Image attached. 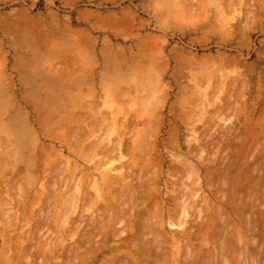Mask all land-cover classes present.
Returning a JSON list of instances; mask_svg holds the SVG:
<instances>
[{
  "label": "rangeland",
  "instance_id": "374dc122",
  "mask_svg": "<svg viewBox=\"0 0 264 264\" xmlns=\"http://www.w3.org/2000/svg\"><path fill=\"white\" fill-rule=\"evenodd\" d=\"M0 208V264H264V0H0Z\"/></svg>",
  "mask_w": 264,
  "mask_h": 264
},
{
  "label": "bare ground",
  "instance_id": "6f19581e",
  "mask_svg": "<svg viewBox=\"0 0 264 264\" xmlns=\"http://www.w3.org/2000/svg\"><path fill=\"white\" fill-rule=\"evenodd\" d=\"M234 1H235V0H234ZM228 8H229V7H228ZM221 9H222V8H221ZM117 127H118V126H117ZM125 127H126V126H125ZM117 129H118V128H117ZM118 132H119V131H118ZM70 133H71V132H70ZM122 133H123V132H122ZM119 134H120V133H119ZM73 137H74V136H73ZM112 140H116V139H113V138H112ZM116 142H117V141H116ZM116 142H115V141L113 142V146L115 145ZM117 143H118V142H117ZM74 144H75V143H74ZM106 144H107V143H106ZM146 144H147V143H146ZM99 145H100V144H98V146H99ZM109 145H110V144H109ZM85 147H86V146H85ZM94 147H95V146H94ZM104 147H105V146H104ZM110 147H111V146H110ZM97 148H98V147H97ZM100 148H101V147H99L98 151L100 150ZM114 148H115V147H114ZM122 148H123V147H122ZM130 148H132V147H130ZM94 149H96V148H94ZM91 150H92V149H91ZM106 150H107V149H106ZM112 150H113V149H112ZM119 150H120V149H119ZM119 150H116V151H119ZM123 150H124V149H123ZM146 150H147V149H146ZM93 151H94V150H93ZM103 151H105V150H103ZM114 151H115V149H114ZM125 151H126V149H125ZM100 152H101V151H100ZM111 152H112V151H111ZM98 153H99V152H98ZM101 153H102V152H101ZM107 153H109V152H106V153L104 152V155L107 154ZM121 153H122V152H121ZM121 153L119 152V154H121ZM109 154L111 155L112 153H109ZM119 154H118V155H119ZM122 154H123V153H122ZM100 155H101V154H100ZM102 155H103V153H102ZM116 155H117V153H116ZM118 155H117V156H118ZM87 156H89V154H87ZM87 156H86V157H87ZM114 156H115V155H114ZM109 157H110V156H109ZM119 157H120V156H119ZM119 157H117V158L119 159ZM121 157H122V155H121ZM121 157H120V158H121ZM131 157H132V156H131ZM110 158H111V157H110ZM113 158H115V157H113ZM113 158H112V159H113ZM126 158H127V157H126ZM107 159H108V158H107ZM107 159H106V160H107ZM115 159H116V158H115ZM118 159H117V161H118ZM106 160H105V161H106ZM109 160H110V159H109ZM113 160H114V159H113ZM119 160H120V159H119ZM121 160H122V159H121ZM121 160H120V161H121ZM103 161H104V160H103ZM115 161H116V160H115ZM115 161H114V162H115ZM125 161H126V160H125ZM118 162H119V161H118ZM126 162H127V161H126ZM129 162H130V161H129ZM106 163H107V162H106ZM106 163H105V164H106ZM112 163H113V162H112ZM115 163H116V162H115ZM60 164H61V163H60ZM144 164H145V163H144ZM102 165H104V164H102ZM111 165H112V164H111ZM126 165L129 166L127 163H126ZM123 166H124V165H123ZM127 166L124 167V168H125V169L128 168ZM130 166H132V165H130ZM111 167H112V166H111ZM141 167H142V166H141ZM53 168H54V167H53ZM124 168H123V169H124ZM131 168H132V167H131ZM142 168H143V167H142ZM55 169H56V168H55ZM72 169H73V168H72ZM120 169H121V168H120ZM125 169H124V170H125ZM128 169H129V168H128ZM138 169H139V168H138ZM99 170H100V169H99ZM113 170H114V169H113ZM115 170H116V169H115ZM60 171H61V169H60ZM110 171H111V170H110ZM126 171H127V170H126ZM138 171H140V170H138ZM111 172H113V171H111ZM114 172H115V171H114ZM128 172H129V171H128ZM152 172H153V170H152ZM185 172H186V171H185ZM56 173H57V172H56ZM58 173H59V172H58ZM74 173H75V172H74ZM130 173H131V172H130ZM144 173H145V172H144ZM149 173H150V172H149ZM149 173H148V174H149ZM153 173H154V172H153ZM159 173H160V172H159ZM60 174H61V173H60ZM60 174H59V175H60ZM116 174H117V173H116ZM125 174H126V176H127L128 173L126 172ZM134 175H135V173H134ZM136 175H137V174H136ZM140 175H141V174H140ZM143 175H144V174H143ZM153 175H154V174H153ZM158 175H159V174H158ZM67 176H68V174H67ZM131 177H132V176H131ZM144 177H145V176H144ZM151 177L153 178L152 175H151ZM151 177H149L150 180L152 179ZM66 178H67V177H66ZM123 178H124V177H123ZM127 178H128V177H127ZM115 179H116V178H115ZM118 179H120V178H118ZM142 179H143V178H142ZM142 179H141V180H142ZM145 179H146V182H148V181L150 182L149 179H148V181H147V178H145ZM156 179H157V178H156ZM137 180H138V178H137ZM154 180H155V179H154ZM66 181H67V180H66ZM135 181H136V178H135ZM143 181H144V180H143ZM133 182H134V181H133ZM144 182H145V181H144ZM149 182H148V183H149ZM151 182H152V181H151ZM155 182H156V181H155ZM53 183H54V182H53ZM118 183H120V182H118ZM139 183L141 184V182H139ZM84 184H85V183H84ZM116 184H117V183H116ZM131 184H132V183H131ZM151 184H152V183H151ZM153 184H154V183H153ZM113 185H114V184H113ZM125 185H126V184H125ZM145 185H146V183H144V186H145ZM225 185H226V184H224V186H225ZM138 186L140 187V185H137V187H138ZM144 186H143V187H144ZM149 186H150V185H149ZM56 187H57V186H56ZM110 187H114V186H110ZM118 187H119V185H118ZM135 187H136V186H135ZM114 188H115V187H114ZM116 188H117V187H116ZM116 188H115V189H116ZM144 188H146V186H145ZM230 188H231V187H230ZM64 189H65V188H64ZM111 189H112V188H111ZM119 189H121V188H119ZM139 189H140V188H139ZM139 189L137 188L135 191L137 192V190L139 191ZM141 189H142V188H141ZM225 189H226V188H225ZM127 190H128V189H127ZM142 190H143V189H142ZM145 190H146V189H145ZM234 190H235V189H234ZM20 191H21V190H20ZM58 191H59V190H58ZM112 191H114V189H112ZM125 191H126V190H125ZM143 191H144V190H143ZM143 191H142V193H143ZM146 191H149V190H146ZM230 191H231V190H230ZM116 192H117V191H115V193H116ZM126 192H127V191H126ZM128 192H129V191H128ZM85 193H86V192H85ZM111 193H112V192H111ZM139 193H141V192H138V194H139ZM142 193H141V194H142ZM146 193H147V192H146ZM234 193H235V192H234ZM118 194H120V193H118ZM126 194L130 195L129 193H126ZM143 194H144V193H143ZM238 194H239V193H238ZM108 195H109V194H108ZM113 195H114V194H113ZM116 195H117V194H116ZM116 195H114V197H115ZM128 195H127V196H128ZM131 195H132V193H131ZM131 195H130V196H131ZM191 195H192V194H191ZM191 195H190V196H191ZM216 195H217V194H216ZM243 195H244V194H243ZM121 196L124 197V196H125V193H123V195L121 194L119 197H121ZM130 196H128V197H130ZM137 196H138V195H137ZM141 196H142V195H141ZM141 196H140V197H141ZM143 196H145V195H143ZM143 196H142V197H143ZM231 196H232V195H231ZM244 196H245V195H244ZM119 197H118V198H119ZM148 197H149V196H148ZM180 197H181V196H180ZM72 198H74L73 195H72ZM126 198H127V197H126ZM138 198H139V197H138ZM173 198H174V197H173ZM191 198H192V196H191ZM69 199H70V201L72 200L71 197H70ZM129 199H131V198H129ZM142 199H143V198H142ZM188 199H189V198H188ZM188 199H187V201H188ZM238 199H239V198H238ZM74 200H76V199L74 198V199L72 200V204L74 203V202H73ZM118 200H119V199H118ZM120 200H121V199H120ZM131 200H133V199H131ZM140 200H141V199H140ZM143 200H144V199H143ZM174 200H175V199H174ZM244 200H245V199H244ZM65 201H66V202H65ZM65 201H64V202L66 203V205H68V202H67V201H68V198H66ZM127 201H128V203L130 204V200H127ZM87 202H89V201H87ZM133 202H134V200H133ZM136 202H137V201H136ZM180 202H181V201H180ZM186 203H187V202H186ZM70 204H71V203H70ZM83 204H84V203H83ZM125 204H127V203L125 202ZM131 204L133 205V203H131ZM134 204H136V203H134ZM247 204H248V203H247ZM101 205H102V204H101ZM123 205H124V204H123ZM138 205H140V204H138ZM150 205H151V204H150ZM150 205H149V206H150ZM152 205H153V204H152ZM155 205H156V204H155ZM186 205H188V204H186ZM115 206H116V205H115ZM156 206H157V205H156ZM182 206H183V205H182ZM188 206H190V205H188ZM188 206H187V207H188ZM200 206H201V205H200ZM40 207H41V206H40ZM127 207H128V206H127ZM127 207H126V208H127ZM133 207H134V206H133ZM187 207H186V208H187ZM99 208H100V206H99ZM138 208H139V207H138ZM181 208H183V207H181ZM188 208H189V207H188ZM190 208H191V207H190ZM190 208H189V209H190ZM218 208H219V207H218ZM0 209H1V208H0ZM104 209H105V208H104ZM104 209H103V210H104ZM120 209H121V208H120ZM128 209H129V207H128ZM131 209H132V208H131ZM149 209H150V208H149ZM149 209H148V210H149ZM192 209H193V208H192ZM192 209H191V210H192ZM69 210H70V209H69ZM97 210H98V209H97ZM99 210H100V209H99ZM123 210H125V207H124ZM153 210H154V209H153ZM70 211H72V208H71ZM111 211H112V210H111ZM141 211H142V210H141ZM150 211H152V210H150ZM154 211H156V209H155ZM154 211H152V212H154ZM66 212H67V211H66ZM66 212H65V214L63 215V216H64V217L62 218L63 220H64V219L66 220L65 217H68L69 214H70L69 211H68L67 213H66ZM128 212L130 213V210H129ZM131 212H132V211H131ZM136 212H137V211H136ZM173 212H174V211H173ZM173 212H170V213L173 214ZM180 212H181V211H180ZM198 212H199V210H198ZM240 212H241V211H240ZM68 213H69V214H68ZM112 213H113V212H112ZM118 213H119V212H118ZM134 213H135V212H134ZM142 213H143V212H142ZM144 213H145V212H144ZM147 213L150 214L151 212L149 213V211H147ZM147 213H146V214H147ZM159 213H160V212H159ZM174 213H175V212H174ZM182 213H183V212H182ZM190 213H191V212H190ZM199 213H200V212H199ZM66 214H68V215H66ZM97 214H98V213H97ZM121 214H122V213H121ZM136 214H137V213H136ZM217 214H218V213H217ZM242 214H243V213H242ZM65 215H66V216H65ZM82 215H83V214H82ZM133 215H134V214H133ZM133 215H132V216H133ZM138 215H139V214H138ZM138 215H137V216H138ZM151 215H152V214H150V216H151ZM153 215H154V213H153ZM153 215H152V216H153ZM156 215H158V214H156ZM156 215H154V216L156 217ZM178 215H179V214H178ZM181 215H182V214H181ZM198 215H199V214H198ZM17 216H18V215H17ZM20 216H21V215H20ZM119 216H120V215H119ZM122 216H123V215H122ZM130 216H131V215H130ZM130 216H129V217H130ZM132 216H131V217H132ZM140 216H141V215H140ZM140 216H139V217H140ZM144 216H145V215H144ZM144 216H142V218H144ZM150 216L147 215V217H145V218H147V221L149 220L148 217H150ZM152 216H151V217H152ZM191 216H193V215H191ZM114 217H115V216H114ZM120 217H121V216H120ZM123 217H124V216H123ZM131 217H130V219H131ZM139 217H138V218H139ZM170 217H171V216H170ZM199 217H200V216H199ZM87 218H88V217H87ZM109 218H110V216H109ZM109 218H108V221H109V220L112 221L113 216H112V218H110V219H109ZM125 218H126V216H125ZM132 218H133V217H132ZM136 218H137V217H136ZM138 218L136 219L137 221H138ZM142 218H141V221H142ZM156 218H157V217H156ZM158 218H159V217H158ZM218 218H219V217H218ZM222 218H223V217H222ZM222 218H221V219H222ZM49 219H50V218H49ZM68 219H69V218H67V220H68ZM113 219H114V221L116 220L115 218H113ZM139 219H140V218H139ZM150 219H153V217L150 218ZM178 219H179V217H178ZM180 219H182V218H180ZM25 220H26V219H25ZM65 220H64V222H65ZM81 220H82V219H81ZM89 220H90V219H89ZM94 220H95V219H94ZM119 220H120V218H119ZM123 220H124V219H122V221H123ZM125 220H127V219H125ZM144 220H145V219H144ZM144 220H143V224H142V222H140V223H141V226H140V227H143L142 225H145V224H146ZM158 220H159V219H158ZM198 220H199V219H198ZM53 221H54V220H53ZM83 221H84V220H83ZM96 221H97V220H96ZM98 221H99V220H98ZM111 221H110V222H111ZM114 221H112V224H114ZM137 221H136V222H137ZM176 221H179V220H176ZM205 221H206V220H205ZM2 222H3V221H2ZM19 222H20V221H19ZM39 222H40V221H39ZM66 222H67V221H66ZM66 222H65V223H66ZM106 222H107V220H106ZM106 222H105V223H106ZM123 222H125V221H123ZM129 222H132V221H129ZM148 222H151V220H149ZM62 223H63V222H62ZM84 223H85V222H84ZM84 223H83V224H84ZM89 223H90V222H89ZM92 223H93V222H92ZM108 223H109V222H108ZM119 223H121V222H119ZM126 223H128V222H126ZM132 223H133V222H132ZM138 223H139V222H138ZM140 223H139V224H140ZM144 223H145V224H144ZM154 223H156V222H154ZM206 223H207V222H206ZM42 224H43V223H42ZM77 224H79V223H77ZM80 224H82V223H80ZM85 224H86V223H85ZM100 224H101V223H100ZM110 224H111V223H110ZM110 224H109V226H110ZM135 224H136V223H135ZM177 224H178V222H177ZM180 224H181V223H180ZM200 224H202V223H200ZM221 224H222V223H221ZM19 225H20V224H19ZM19 225H18V226H19ZM22 225H23V224H22ZM96 225H97V224H96ZM102 225H103V223H102ZM105 225H107V224H105ZM119 225H120V224H119ZM149 225H150V224H149ZM149 225H148V223H147V226H149ZM62 226H64V225H62ZM121 226H122V225H121ZM123 226H124V224H123ZM127 226H128V225H127ZM127 226H126V227H127ZM137 226H138V225H137ZM147 226H145V227H147ZM252 226H253V225H252ZM58 227H59V229H60V226H58ZM76 227H77V226H76ZM83 227H84V226H83ZM89 227H91V225H90ZM94 227H95V225H94ZM104 227H108V226H104ZM118 227H119V226H118ZM126 227H125V229H126ZM61 228H62V227H61ZM87 228H88V227H87ZM97 228H102V227H99V226H98ZM112 228H114L113 225H112ZM116 228H117V227H116ZM121 228H123V227H121ZM134 228H135V227H134ZM153 228H154V227H153ZM249 228H250V227H249ZM73 229H74V228H73ZM88 229H89V228H88ZM91 229L95 230L94 228H91ZM114 229H115V228H114ZM123 229H124V228H123ZM136 229H137V228H136ZM140 229H141V228H140ZM146 229H147V228H146ZM201 229H202V228H201ZM93 230L90 231V232H93L92 234L94 235V231H93ZM104 230H105V229H104ZM147 230H149L148 233H150V232H151L150 230H154V229L151 228V229H147ZM69 231H71V228H70ZM72 231H73V230H72ZM107 231H108V230H107ZM110 231H111V227H110ZM113 231H114V230H113ZM113 231H112V232H113ZM124 231H125V230H124ZM144 231H145V230H143V231L141 230L142 233H143ZM198 231H199V230H198ZM116 232H117V234H118V231H116ZM122 232H123V230H122ZM146 232H147V231H146ZM146 232H145V236H146V234H147V237H148L149 234L146 233ZM152 232H154V231H152ZM188 232H189V231H188ZM25 233H26V232H25ZM48 233H49V232H48ZM67 233H68V232H67ZM70 233H71V232H70ZM88 233H89V231H88ZM104 233H106V231H105ZM108 233H109V231H108L106 234H108ZM123 233H125V232H123ZM123 233H121L120 236H122ZM136 233H137V231H136ZM142 233H140L139 236H140V235H144V234H142ZM158 233H159V232H158ZM215 233H218V232H215ZM37 234H38V232H37ZM83 234H84V233H83ZM85 234H86V232H85ZM99 234H100V233H99ZM101 234H102V232H101ZM126 234H127V233H126ZM186 234H187V233H186ZM188 234H189V233H188ZM96 235H97V234H96ZM31 236H32V235H31ZM88 236H89V235L87 234V237H86V236H85V237L88 239ZM98 236H99V235H98ZM100 236H102V235H100ZM118 236H119V235H118ZM118 236H117V239H118ZM120 236H119V237H120ZM123 236H124V235H123ZM123 236H122V237H123ZM159 236H160V235H159ZM34 237H35V236H34ZM80 237H81V236H80ZM94 237H95V236H94ZM96 237H97V236H96ZM147 237H146V239H147ZM156 237H157V236H156ZM105 238H106V236L104 237V239H105ZM138 238H139V237H138ZM148 238H149V237H148ZM216 238H217V237H216ZM23 239H24V238H23ZM34 239H35V238H34ZM81 239H82V238H81ZM153 239H154V238H153ZM132 240H134V239H132ZM142 240H143V239H142ZM33 241H35V240H33ZM84 241H85V239H84ZM96 241H97V240H96ZM101 241H102V239H101ZM138 241H139V240H138ZM145 241H146V240H145ZM154 241H155V240H154ZM159 241H160V240H159ZM159 241H158V242H159ZM181 241H182V240H181ZM131 242L133 243V241H131ZM134 242H135V240H134ZM142 242H143V241H142ZM96 243H97V242H96ZM103 243H104V242H102V243H100V244H103ZM165 243H166V242H165ZM83 244H87V243H83ZM83 244H82V245H83ZM126 244H127V243H126ZM129 244H130V243H129ZM134 244H136V243H134ZM140 244H141V242H140ZM156 244H157V243H156ZM162 244H163V243H162ZM137 245H138V244H137ZM145 245H146V244H145ZM147 245H149L148 242H147ZM153 245H155V244L152 243V246H153ZM168 245H169V244H168ZM5 246L7 247V245H5ZM31 246H33V245L31 244ZM88 246H89V245H88ZM150 246H151V242H150ZM152 246H151V247H152ZM159 246H160V245H159ZM159 246H158V248H159ZM162 246H163V245H162ZM80 247H81V246H80ZM83 247H84V246H83ZM83 247H82V248H83ZM86 247H87V246H86ZM89 247H90V246H89ZM89 247H88V248H89ZM98 247H99V246H98ZM140 247H141V246H140ZM146 247H147V246H146ZM187 247H189V246H187ZM26 248H27V247H26ZM26 248H25V249H26ZM32 248H33V247H32ZM32 248H31V249H32ZM82 248H81V249H82ZM88 248H87V249H88ZM118 248H119V247H118ZM138 248H139V247H138ZM141 248H142V247H141ZM180 248H181V246H180ZM182 248H183V247H182ZM11 249H12V248H11ZM71 249H72V248H71ZM109 249H110V248H109ZM220 249H221V248H220ZM26 250H28V249H26ZM32 250H33V249H32ZM84 250H85V249H84ZM88 250H90V248H89ZM95 250H101V247H100V249H98V248L96 249V248H95ZM120 250H121V249H120ZM156 250H158V249H156ZM14 251H15V250H14ZM73 251H74V250H73ZM85 251H86V250H85ZM106 251H107V250H106ZM186 251L188 252V250H186ZM21 252H22V251H21ZM25 252H26V251H25ZM28 252H29V250H28ZM77 252H78V251H77ZM86 252H87V251H86ZM113 252H114V251H113ZM115 252H116V251H115ZM158 252H159V251H158ZM187 252H186V253H187ZM6 253H7V252H6ZM6 253H5V254H6ZM83 253H84V252H83ZM186 253H185V254H186ZM32 254H33V253H32ZM81 254H82V253H81ZM94 254H96V253H94ZM98 254H99V253H98ZM146 254H147V253H146ZM160 254H161V252H160ZM189 254H190V253H189ZM71 255H72V254H71ZM166 255H167V254H165V256H166ZM186 255H187V254H186ZM219 255H220V253H219ZM73 256H74V255H73ZM134 256H135V255H134ZM136 256H137V255H136ZM141 256H142V255H141ZM143 256H144V255H143ZM187 256H188V255H187ZM187 256H186V258H188ZM26 257H27V259H28V256H26ZM93 257H94V256H93ZM190 257H191V254H190ZM22 258H23V260H26L24 257H22ZM155 259H156V258H155ZM210 259H211V258H210ZM210 259H209V260H210ZM17 260H18V259H17ZM152 260H153V259H152ZM159 260L161 261V259H159ZM186 260H187V259H186ZM154 261H155V260H154ZM26 262H27V260H26ZM74 262H75V261H74ZM142 262H143V261H142ZM224 262L226 263V261H224ZM162 263H165V262H162ZM67 264H68V263H67ZM120 264H121V263H120ZM156 264H157V263H156Z\"/></svg>",
  "mask_w": 264,
  "mask_h": 264
}]
</instances>
